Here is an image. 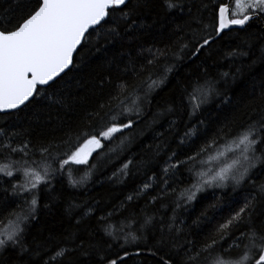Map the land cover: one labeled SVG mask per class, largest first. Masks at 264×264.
<instances>
[{
  "label": "snow or ice",
  "instance_id": "6c2138e0",
  "mask_svg": "<svg viewBox=\"0 0 264 264\" xmlns=\"http://www.w3.org/2000/svg\"><path fill=\"white\" fill-rule=\"evenodd\" d=\"M210 2L211 8L209 0H156V3L153 0H7V6L0 7V113L27 109L31 111L30 120L50 129L49 132L33 129L35 135L19 147L0 143V152L7 160L0 164V176L9 178L5 181L9 187L3 190L15 198L0 199V223L4 224L0 227V264H123L124 258L118 253L110 256L104 245L110 249L113 240L123 239L125 244L136 242L145 239L146 232L155 237V245L149 251L153 256L161 253L158 264H264V180L255 179L257 169L264 171V44L260 45L257 56L251 34L224 54L223 59L230 61L227 71L214 77L205 71L202 75L193 74L194 79L190 75L177 80L178 100H172L162 111L153 114L154 123L169 115L174 117L167 121L166 131L178 143L164 162L160 190L151 200L175 195L176 189L171 188L169 180L181 168L190 174V183L173 201L172 217L167 220L161 217L157 222L155 215H143L140 235H118L108 224L125 202L142 198L154 187L149 177L107 216L96 217V208L88 202H69L64 211L70 221H75L74 231L29 239L32 221L38 217L41 195L48 199L44 207L49 208L62 200L65 183L72 189L86 187L90 173L76 178L79 166L96 168L90 159L97 149L104 147L102 140L112 141L116 134L132 129L135 126L132 115L139 117L143 111L144 100L137 96L129 103L130 86L123 83L111 97L115 108L112 104H101L73 123L77 101L83 99L73 92V83L82 86L76 70L90 59L89 38L108 25L104 33L107 42L123 39L137 28L145 27L142 22L137 24V17L154 8L159 9L162 18L171 17L169 22L174 24L172 34L176 37L173 46L148 49L146 64L136 73L137 76L148 73L150 92L165 83L168 74L175 72L186 59H198L206 54V60L198 65L206 69V61L216 55L214 44L224 40L229 32L247 31L253 20L264 19V0H235V11L223 0ZM203 9L209 10L207 22ZM96 51L100 48L96 47ZM162 63L163 75L153 80L152 69ZM241 78L246 87L237 93V103L244 102L247 119L236 126L234 120H225L209 137L199 127L205 120L198 114L215 97H222L224 104L232 105L227 88ZM144 95L146 98L148 93ZM42 101L47 104L42 105ZM194 119L199 120V125ZM202 137L204 142L196 147V140ZM123 144L121 140L118 147ZM221 147L223 150L218 151ZM160 150L158 144L157 155ZM133 163L128 159L120 174L131 175ZM18 172L23 173V182L12 183ZM53 181L60 184L59 189ZM228 188L233 192L248 189L242 203L238 202L235 209L230 205L231 215L203 241L189 239L182 227L184 222H177V209L190 212L199 202V194L211 190L215 195L216 191L223 193ZM18 200L23 203H17ZM218 200L203 206L193 224L199 226L203 221L214 219L220 209ZM129 215L135 218L138 214ZM81 232L87 233L86 239ZM165 248L167 252L162 251Z\"/></svg>",
  "mask_w": 264,
  "mask_h": 264
},
{
  "label": "trees",
  "instance_id": "16d2710c",
  "mask_svg": "<svg viewBox=\"0 0 264 264\" xmlns=\"http://www.w3.org/2000/svg\"><path fill=\"white\" fill-rule=\"evenodd\" d=\"M227 0H223L226 4ZM156 3V0H153ZM235 0H231L233 5ZM7 0H0V7H6ZM212 3L209 0V8ZM205 21H208L209 10L203 9ZM118 15V13H114ZM163 14L158 8L152 9L151 12L144 14L142 17H137V24L141 22L145 25L143 28H137L134 32L127 34L123 39H116L109 43L106 41L105 31L108 25L99 29L97 33L89 38L91 42V53L88 62L81 68L77 69V79L82 86H77L73 83V92L78 93L82 100L77 101L76 116L73 123L78 121L86 112L97 109L99 105L112 104L116 107L115 101L111 97L116 95L120 90L119 86L123 83L129 85L128 102L139 96L144 100L142 105L143 111L139 117L132 115L135 121V126L132 129H125L123 134H116V138L112 141L102 140L104 147L96 150L93 157L90 159V164L97 165L96 168L88 166H79L80 171L76 173V178L90 173V178L86 187L81 189H72L64 185V196L61 201L52 204L51 207L45 208L44 204L48 199L42 194L37 220L32 221L31 232L29 239L32 236L43 239L49 233L60 236L66 232H72V225L75 221H70L64 209L69 202L83 204L88 202L96 208L95 216H107L108 212L113 208L125 202V197L134 189L141 186L144 182L150 181L154 187L149 189L148 193L142 198H139L131 203L125 202L123 207L119 208L116 215L108 220L111 229L117 232L118 235L124 233H133L140 235V222L143 215H155L157 222L163 217L165 220L172 217V208L175 206L173 201L179 196V193L190 183V174L187 169L181 168L179 173L172 176L169 180L171 188L176 189L175 195L169 196L164 200L152 201L151 197L155 196L160 190V178L163 176L162 167L167 160L168 155L172 150L176 149L178 140H173L167 133V121L174 119L171 115L161 118L158 122H153V114L162 111L168 104L179 97V90L176 87L177 80H182L186 76L193 74L202 75L205 71L210 76L214 77L218 73L228 70L230 61L223 59L224 54L230 49L236 48L241 43L242 38H246L249 34L252 35L255 48L253 51L258 56L259 47L264 44V19H256L248 26L247 31H232L220 41L214 44L213 50L216 55L212 60H207V68H198L202 61L206 60V54L200 58H192L180 63L179 68L168 74V78L162 85L148 92V84L151 80L148 79V73L145 72L141 76L136 73L140 72L142 65L146 64V57H149L148 49L155 51L157 48H168L173 46V41L176 37L172 34L174 24L170 23L169 18H162ZM177 22L180 17L177 15ZM149 25H151L149 27ZM209 31L211 29L209 28ZM242 46V45H241ZM96 47L100 51H96ZM243 59H247L246 57ZM79 61V57H77ZM172 57H169L171 62ZM163 63L152 69L153 80H159L163 75ZM258 69L260 65L256 66ZM141 80L146 83L141 84ZM246 87L241 80H237L227 88V95L232 98L233 104L227 105L223 103L222 97H215L213 100L204 106L202 114H198L201 119L205 120L204 125H199V120L194 119V122L199 125L202 130L207 131L210 137L213 132L220 127L225 120H234L235 125H239L247 119L244 102L237 103V93H242ZM138 88V92H133L132 89ZM224 89L222 88V91ZM148 93L145 98V93ZM42 105H46L47 101H42ZM107 108H105V111ZM30 110L23 112H12L9 114H0V143H12L13 146L19 147L21 142L31 139L35 132H49L50 129L44 128L42 125H37L34 120H30ZM125 122L127 120L125 119ZM35 129V132H33ZM89 130L90 129H85ZM158 133H164L163 136ZM59 134V133H58ZM182 135V131H181ZM195 140V137H193ZM124 140L121 147L120 141ZM163 141V143H162ZM204 142V137L196 140V147H199ZM161 145L159 155L156 154V146ZM115 149V151H112ZM187 150V146H185ZM222 151L223 148L217 149ZM191 154V153H189ZM215 155V152L212 153ZM18 159V157H15ZM184 157L181 156V159ZM128 159H132L134 163L130 166L131 175L122 176L120 174L123 164L127 163ZM207 160V156L204 157ZM7 160L2 152H0V164L6 163ZM115 173V175H114ZM67 174H65L66 176ZM9 178L0 176V199L8 197L10 200L15 199L9 193L4 192L5 187L9 184L5 183ZM23 173H16V178L12 183L23 182ZM60 177H57L59 180ZM256 181L264 180V171L257 169L255 176ZM59 189L60 184L53 181ZM171 188L169 192H171ZM248 189H240L233 192L230 188L225 189L223 193L216 191L215 195L211 190L201 193L198 196V201L195 203V208L192 211H184L177 209V222L183 221L182 227L185 229V234L189 239L195 240L197 243L203 241L210 233L214 232L219 223L226 220L230 215V205L232 209L238 207V202L242 203ZM219 198L218 203L220 209L214 214V219L211 221H203L199 226L193 224V220L199 215L202 207L207 203ZM17 203H23L18 200ZM15 207V205H13ZM11 211V209H9ZM79 212L80 209H76ZM130 213L138 214L135 218H130ZM4 215H7L5 213ZM212 215V213H210ZM6 223V222H5ZM93 228L95 227V219L91 221ZM4 224L0 223V227ZM85 239L86 232L79 233ZM102 233L98 234L97 239ZM146 238L136 242L129 241L125 244L123 239L111 241L113 247L108 249L104 245L108 254L115 257L118 253L123 257V264H158L159 255L153 256L150 254V249L155 245V237L151 232L145 233ZM104 239H109L104 237ZM79 243V241H77ZM124 244L121 248L120 245ZM167 252V249H163ZM127 252V255H125Z\"/></svg>",
  "mask_w": 264,
  "mask_h": 264
},
{
  "label": "rangeland",
  "instance_id": "374dc122",
  "mask_svg": "<svg viewBox=\"0 0 264 264\" xmlns=\"http://www.w3.org/2000/svg\"><path fill=\"white\" fill-rule=\"evenodd\" d=\"M234 3H235V2H234ZM234 3H233V5L230 4V7H232V10H233V11L236 10L235 7H234ZM97 150H98V149H97Z\"/></svg>",
  "mask_w": 264,
  "mask_h": 264
},
{
  "label": "water",
  "instance_id": "95a60500",
  "mask_svg": "<svg viewBox=\"0 0 264 264\" xmlns=\"http://www.w3.org/2000/svg\"><path fill=\"white\" fill-rule=\"evenodd\" d=\"M230 2H231V0H227L226 4H228L230 6ZM0 114H5V113H0Z\"/></svg>",
  "mask_w": 264,
  "mask_h": 264
}]
</instances>
